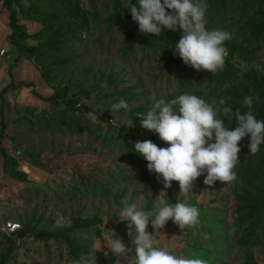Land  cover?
I'll list each match as a JSON object with an SVG mask.
<instances>
[{"label":"rangeland","instance_id":"obj_1","mask_svg":"<svg viewBox=\"0 0 264 264\" xmlns=\"http://www.w3.org/2000/svg\"><path fill=\"white\" fill-rule=\"evenodd\" d=\"M134 2L0 0V92L12 80L19 85L5 94L2 110L0 98V133L6 124L0 139V264H127L106 247L115 233L132 249L128 256L135 254L120 210L135 203L154 214L176 200L197 207L199 223L181 230L169 220L156 232L149 223L158 247L206 264H264V144L252 154L244 137L236 179L208 186L202 175L187 194L180 193L178 181L165 189L133 151L138 140L168 146L142 128L137 115L183 93L203 98L235 128L234 116L227 119L223 107L235 112L246 97L259 100L264 89V35L258 31L264 0L245 11H222L205 0L211 28L231 35L224 68L214 74L182 59L171 62L174 31L141 33L125 7ZM13 10L29 45L53 40L58 31L56 47L21 55L10 41ZM133 23L139 36L127 42ZM190 69L189 81L184 75ZM58 93L75 99V107L62 98L47 99ZM121 99L128 108L111 111ZM1 148L16 156L27 180L8 174ZM8 222L21 227L10 232ZM63 231L67 238L55 235Z\"/></svg>","mask_w":264,"mask_h":264},{"label":"clouds","instance_id":"obj_2","mask_svg":"<svg viewBox=\"0 0 264 264\" xmlns=\"http://www.w3.org/2000/svg\"><path fill=\"white\" fill-rule=\"evenodd\" d=\"M125 7L130 9L132 19L145 35L159 36L165 29L180 31L181 38L175 44L174 54L187 66L212 74L224 68L225 41L231 35L226 30L207 27L205 0H135ZM243 105L249 110L233 112L230 107H223L227 119L235 118L236 126L230 129L225 120L219 118L217 108L194 94L183 93L170 102L159 99L137 116L141 117L142 128L158 134L168 146L138 140L133 143V151L148 162V170L157 175L165 189L178 181L180 193L187 194L193 191L194 182L202 175L205 185L212 186L217 181L228 184L236 179L234 169L239 162L240 141L246 136L250 138L248 148L252 154L264 144V119H257L251 111L252 98L246 97ZM127 108L128 103L121 99L111 111ZM117 216L127 223L128 235L135 246V254L129 257L132 249L113 233L106 247L119 260L123 258L127 264H206L201 259L178 257L158 247L152 238L169 220L181 230L197 225V207L176 200L165 203L151 214L133 203L123 207ZM149 223L155 232L147 231Z\"/></svg>","mask_w":264,"mask_h":264},{"label":"trees","instance_id":"obj_3","mask_svg":"<svg viewBox=\"0 0 264 264\" xmlns=\"http://www.w3.org/2000/svg\"><path fill=\"white\" fill-rule=\"evenodd\" d=\"M210 3H214L217 6H220L222 11H225V9H229L230 7H234L235 9H238L240 11H245L246 8L251 7V5H254V3H257L260 0H208ZM252 2V3H251ZM170 11V10H169ZM120 12H117V14L114 16V18H118ZM10 28H11V34H10V41L11 44L18 50V52L21 55H26V56H31L34 54L39 53V49L41 47H56V44L58 42L59 39V33L57 31L56 35L53 37L54 39L51 40L49 39L46 43H42L39 46H32L29 45L26 40L29 37V34L26 32V30L24 29V27L19 23V19L17 17V13L15 10H13L10 14ZM207 21V27L209 29H212L211 27V23L210 20H206ZM258 31L260 33V35H264V22L262 23V25L260 27H258ZM139 36V32H138V28L136 24H132V29L129 32L128 36H127V42H132V40L135 37ZM181 38V32L180 31H174V39H175V43H177L179 41V39ZM226 43V41H225ZM234 48H231V53L233 54L234 52ZM19 57V56H18ZM18 59V58H17ZM170 61L171 62H175V63H180L181 62V58L178 55H175L174 53L170 56ZM11 70V68H10ZM192 69H190L188 71V74L184 75V79L189 80L192 78ZM22 85V84H21ZM19 85L15 84L14 80H12L8 85H6L5 87L2 88L1 92H0V98H1V110L4 108L5 105V94L12 88H18ZM58 98H62L64 99L68 104L69 107L73 108L76 105V100L75 99H67L65 98V94L63 93H58L55 96H51L48 97L47 99H49L52 102H55ZM259 100H256L253 102V107L251 109V111L253 112V114L256 116L257 119H264V89L259 90ZM235 109H240L242 112L243 111H248L249 109H247L246 106H244L243 104H240L237 106V108ZM2 130L0 133V139H2L3 136V131L5 130L6 124L4 121H2ZM125 130L129 131V130H133V127L127 126L124 128ZM248 137V136H246ZM264 149V146H262ZM1 152L3 155V160H4V169L8 172V174L19 181H25L27 180V173L20 169V165L19 162L16 158V156H13L12 154H9L4 148H1ZM27 155L32 156L31 153H27ZM264 158V157H263ZM143 163L145 165H147V161L143 158ZM146 176V174H145ZM258 219H262L261 215H258ZM67 233L68 231H63V232H59L55 235L58 236H64L67 238ZM7 259V254H5L2 257V263H4Z\"/></svg>","mask_w":264,"mask_h":264},{"label":"built area","instance_id":"obj_4","mask_svg":"<svg viewBox=\"0 0 264 264\" xmlns=\"http://www.w3.org/2000/svg\"><path fill=\"white\" fill-rule=\"evenodd\" d=\"M20 227H21V224L19 222H8V230L10 232H16L20 229Z\"/></svg>","mask_w":264,"mask_h":264}]
</instances>
